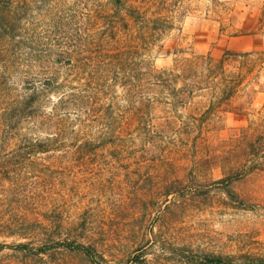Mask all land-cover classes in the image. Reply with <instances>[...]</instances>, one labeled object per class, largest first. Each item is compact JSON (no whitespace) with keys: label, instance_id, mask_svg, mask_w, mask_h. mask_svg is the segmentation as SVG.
Wrapping results in <instances>:
<instances>
[{"label":"rangeland","instance_id":"1","mask_svg":"<svg viewBox=\"0 0 264 264\" xmlns=\"http://www.w3.org/2000/svg\"><path fill=\"white\" fill-rule=\"evenodd\" d=\"M122 13L117 15L110 0H0V264H89L63 247L38 256L14 250L18 243L34 247L42 241L35 220L55 226L48 230L55 242L80 241L79 226L89 222L91 239L103 253L101 264L124 261L135 238L150 233L164 236L174 248L173 255L161 256L149 247L147 259L157 264H183L186 251L198 257L230 255L238 264H248L247 257L264 259V174L232 182L236 198L217 184L240 171L248 145L264 135V0L147 5V18L157 19L152 26L163 31L146 52L157 68H170L191 54L208 56L213 64L248 55L245 80L217 116L202 115L209 90L193 94L201 97L184 107L150 105L139 95L131 103L122 85L127 82L122 59L125 79L106 77L110 87L101 89L107 120L48 121L49 113L72 109L57 103L67 90L60 87L64 79L72 78L58 62L66 61L72 47L100 39L127 45L137 24L121 19ZM180 65L178 73L185 77ZM182 82L189 80L180 79L178 86ZM32 89L35 102L22 109L15 98L33 94ZM89 104L79 105L84 110ZM148 120L174 138L165 144L169 155L163 163L149 156L157 149H142L141 128ZM53 133L61 141L55 148L47 138ZM30 139L26 150H7L27 147ZM134 154L143 166L133 163Z\"/></svg>","mask_w":264,"mask_h":264},{"label":"trees","instance_id":"2","mask_svg":"<svg viewBox=\"0 0 264 264\" xmlns=\"http://www.w3.org/2000/svg\"><path fill=\"white\" fill-rule=\"evenodd\" d=\"M110 1L118 16L123 12L120 17L121 19L128 22L132 20V23L137 24V27L131 30L129 43L124 45L121 42L119 43V40L110 42L100 39L95 43H85L79 50H75L73 47L69 49L66 61H59L58 64L63 63L68 68V72H72L70 74L72 78L68 79L70 78L68 77L64 79L63 85L60 87H65L67 90L59 95L57 103L60 105L68 103L72 109L62 115L57 112L49 113L48 121L64 117L65 120L72 124L71 120L77 122L81 117L85 118L86 116L89 117L86 120L90 122H97V119L101 121L107 120L101 113L104 105H106V99L100 97L102 95L101 89L107 90L110 87L106 84V77L109 78L110 82H114L112 81L114 76L120 81L125 79V77H121L122 59L127 61V82L122 85L125 88L126 94L128 93V96L132 98L131 103L135 102V95H139L144 96L150 105L158 103L167 107H174V104H180L184 107L186 101L187 103H191L198 96L201 97V95L194 97L193 94L209 90L211 91L209 97L202 102L204 103V107H206L202 115L213 114L215 117L222 112L220 110L222 102L230 101L237 94V89L241 87L245 80L242 70L247 64V54H235L232 57L234 59L228 60L226 58L217 64L211 63L208 56L191 54L188 57L175 59L170 68H157L146 53L150 49V45L163 32L160 27L152 26L153 23H156L157 19H149L146 16L147 5H149L151 0ZM179 65L183 66L184 70H187L185 77H182V74L178 73L180 70L178 68ZM117 70H120L121 73H118ZM83 76L86 80L84 82L81 81L84 78ZM179 78L181 80H189V82H182V85L178 86ZM32 90L33 94L31 95L15 98L22 109L35 102V99L31 98L35 97L37 92L34 89ZM180 93H184V95H178ZM190 99L191 101H188ZM89 101L90 104L86 109L80 108L81 105L79 104L88 103ZM163 118L166 122L171 121L169 115ZM171 123H174V121ZM180 124H183V122ZM141 130L145 137L142 149H146V151H149V149L155 151L157 149L155 153H152L153 155L149 156L158 158V161H161V163L165 162L169 155L168 147L165 144L173 137H170L164 131L156 129L149 120L145 121ZM59 132L61 133V130ZM4 133L7 135L6 140H9L11 138L10 131L6 130ZM57 134H48V143L51 144V148H55L54 145L56 143L61 144V141L57 139ZM189 136L192 135L187 134V137ZM32 140L34 141V139H30L29 142L27 141V147H7V150L10 152L26 150L32 146ZM37 148L34 151L41 150ZM138 158L134 154L132 157L133 163L137 166H143L144 163L139 161ZM251 173L264 174V135L258 137L248 145V157L240 171L236 170L229 177L219 179L217 184L223 186L224 194L236 198L229 189L230 184L240 177ZM34 222L37 224V229L44 236L42 241L34 247H31L32 243H18L14 245V250L38 256L44 255L56 247H63L69 251L82 254L89 264H101L104 261L102 257L103 253L99 252L97 243H94L91 239L94 234L89 222H83L79 226V230L83 231L80 241L68 238L62 242L48 239L50 238L48 237V230L55 229V226L48 223V220H35ZM67 226L68 224L64 227ZM149 236L151 237L149 238L148 235L142 237V234L138 235L135 238L137 240L135 241V247L129 249L127 257H125L124 261H120L119 264H157L153 259H147L149 247H156L157 252L161 256H165L166 254L173 255L174 248H168L166 245L167 240L164 236L154 233H150ZM186 252H188L187 255L183 254L182 256H185L181 257V263L183 264H238L236 257L230 255L211 254L198 257V255L195 256L191 251ZM246 260L248 264H264V259L259 257H247ZM162 261H166V259L162 257Z\"/></svg>","mask_w":264,"mask_h":264}]
</instances>
